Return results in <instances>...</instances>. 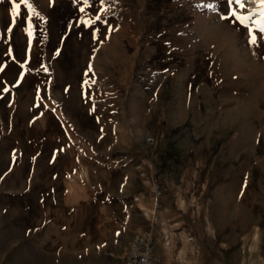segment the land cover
<instances>
[{"label": "rangeland", "instance_id": "374dc122", "mask_svg": "<svg viewBox=\"0 0 264 264\" xmlns=\"http://www.w3.org/2000/svg\"><path fill=\"white\" fill-rule=\"evenodd\" d=\"M15 3L0 264H123L161 207L220 264H264V0Z\"/></svg>", "mask_w": 264, "mask_h": 264}, {"label": "crops", "instance_id": "0c3cea01", "mask_svg": "<svg viewBox=\"0 0 264 264\" xmlns=\"http://www.w3.org/2000/svg\"><path fill=\"white\" fill-rule=\"evenodd\" d=\"M160 214L149 231L154 236L155 245L153 254L166 264H220L219 258L212 256L208 250L195 249L192 247L188 236L184 231L168 233L166 228L171 224L176 225L180 221L178 216L166 207H161ZM163 219V224L161 220ZM225 258V256H223ZM240 255H238V258ZM224 264H236L235 261L226 258Z\"/></svg>", "mask_w": 264, "mask_h": 264}, {"label": "built area", "instance_id": "2783aa9c", "mask_svg": "<svg viewBox=\"0 0 264 264\" xmlns=\"http://www.w3.org/2000/svg\"><path fill=\"white\" fill-rule=\"evenodd\" d=\"M155 192L160 196L159 186H156ZM154 245L155 240L153 234L150 232L144 233L129 246L123 264H166L153 254Z\"/></svg>", "mask_w": 264, "mask_h": 264}, {"label": "snow or ice", "instance_id": "6c2138e0", "mask_svg": "<svg viewBox=\"0 0 264 264\" xmlns=\"http://www.w3.org/2000/svg\"><path fill=\"white\" fill-rule=\"evenodd\" d=\"M234 3L238 4L240 8L244 7V0H233ZM20 4L19 3H15L14 0V8H19ZM233 15H235V13H233ZM97 19H99V17H97ZM237 19L241 21V23H243L246 19H248V17H243V16H237ZM264 30V29H262ZM256 38L253 36L252 38V42L255 43Z\"/></svg>", "mask_w": 264, "mask_h": 264}, {"label": "bare ground", "instance_id": "6f19581e", "mask_svg": "<svg viewBox=\"0 0 264 264\" xmlns=\"http://www.w3.org/2000/svg\"><path fill=\"white\" fill-rule=\"evenodd\" d=\"M252 250V248H250Z\"/></svg>", "mask_w": 264, "mask_h": 264}]
</instances>
